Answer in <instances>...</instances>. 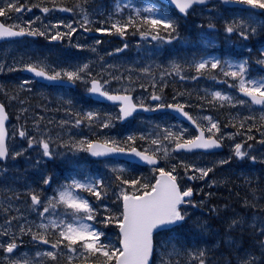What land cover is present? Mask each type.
Here are the masks:
<instances>
[{"label": "rangeland", "instance_id": "rangeland-1", "mask_svg": "<svg viewBox=\"0 0 264 264\" xmlns=\"http://www.w3.org/2000/svg\"><path fill=\"white\" fill-rule=\"evenodd\" d=\"M5 2L6 0H0V7H3ZM116 3L117 0H113L109 3V5H103L101 7L95 6L93 11L95 12L96 17H92V14L87 15L90 23L86 27H89L90 30L88 32L91 35H87L84 32L81 36L79 35L80 38L76 39L77 44L70 46L77 48L72 54L59 55L53 48L38 49L32 44H29L28 46H24V44L21 43L0 45V97L3 96L9 99H19L23 94V89L32 87L30 83L25 85V81L20 78L21 70L29 64V62L35 64L42 62L49 69H54L56 67L61 68V66H63L64 69L68 70L83 64H88V72L92 74L93 77L96 76L95 78L101 80L102 82L105 80L109 82L105 85L109 92L125 93V89H127V93L133 94L137 101H142L145 97L149 96V82H156L158 80L155 75L163 78L166 76L167 72L173 68V64H185L187 69L193 74L189 75V77L185 74L182 80L184 85L189 90V97L193 98L191 99L190 104L183 102L182 105H186L191 108L193 117L197 120L201 127L206 129L210 126L208 121L204 120L203 117H211L213 122L218 124L220 131L216 133L215 137L224 142L227 152L223 156H213L207 158L203 156H194L192 158L175 157L174 159L171 157V154L167 158H161V161L166 163L167 170H171L173 165H177L176 174L179 178L178 182L182 187H185L186 189L192 184L199 186L197 188V196L199 198L197 200L195 199L196 202L193 200L190 204H187L184 210V213L186 214L185 221L187 227H189V229L195 228V230H197V236H195V241L193 242L188 240L186 241L184 233L181 232V230L157 236L155 253L156 259L154 263L161 264L162 257L167 259L168 257H165L164 253L171 252L173 245H175L179 254L170 257L171 264H198L197 260L191 259L189 253H198L200 250H204L206 252V258H223L221 261L227 262H229V258H232V260L236 258V264H241L242 259L248 255V252L241 254L239 252V246L233 242L229 234V230L232 229L231 231L234 236L241 235L235 233V230L239 229V226H248V228L255 229L252 237L248 238V242L252 244L256 243L255 250L264 253V249H261L259 246V241L264 239V236H261L259 231L260 220H258L254 215L249 214L248 217H242V215L232 212L233 216L230 215L231 213H228L227 215L224 214L218 218L214 209L205 208V206H207V201L204 198L208 196V191L220 188L221 185L226 183L229 179L242 177V174L240 173L237 175L234 172L229 173L231 171L230 167L235 164L240 166L241 164H244V159H246V156L243 159L235 157L234 146L237 143H240L242 145V150L246 152L244 142L237 141L235 134L223 128L220 120L224 123V125L230 127L231 125L227 122L229 121L232 123V126L235 127V122H239L242 117L262 120L261 116L264 115V110L261 112H255L247 105L246 102L245 104L236 102L240 99L232 95L233 87H230V85L234 83V81H232L230 77H224L219 70H216L214 73L216 79H212L207 74L198 75L194 70V64L199 62L201 59H218L221 62L228 61L233 64L245 60L243 57L228 58L223 56L224 53H221L222 57L218 56V52L215 53L213 49V47L217 46L215 38H213V34H205L208 30H212L210 25L213 21L220 20L222 12L217 6H214L212 11L209 13H205L204 11L193 12L191 16H195V18L199 20L203 19L207 23H205V27H199L201 26L199 23L195 24V30H199L201 33L198 35L200 38L199 43H192L188 39H184L179 43V46L184 49H192L196 46L198 47L193 50L183 51L175 49V41L177 38L173 39L170 43L166 41H155L152 40L150 36L142 38L137 32L134 41L129 42L118 34L109 35L107 32L97 31V29L100 28H109L110 24L117 19L126 20L129 15L134 14L133 10L137 8L142 9L144 7L152 6L157 9L158 13L163 14L165 17H169L162 9L152 2H143L140 5H134L131 0H119L121 5H129L130 7H124L122 14L117 16L115 14ZM64 13L66 12L59 10L58 15H56L57 17H55V19L51 22L46 21L45 23H42V18L36 19V16L25 20L28 21V23L32 22V24L38 21L47 27H50L53 24H58L60 26L57 30H62L61 26H63L64 23L62 22L63 20L60 16ZM85 13V9H82L78 13V16L77 14H73V16L78 17L77 24L79 27L76 28L77 30H84V28L81 27V24L83 23ZM98 17L101 20H99ZM247 18H249V15ZM23 19L24 16L19 15L14 11L9 12L5 16H1L2 22L8 26H21L24 23ZM253 19L255 20V24L252 26L256 28L261 24L260 21L263 22L262 19ZM190 20L191 19H189V21ZM65 24H71L73 26V23L70 21ZM98 25H102V27H99ZM191 28L194 29L193 26ZM192 29H189L188 32ZM202 31H205V33ZM190 34L195 35L194 33ZM162 35L166 34L162 33ZM113 38L116 41H114ZM79 40H81V42H85L84 55L80 53L82 52V45L79 44ZM97 40L100 41L99 44L96 43ZM125 45H127V47H125ZM93 49H95V51H93ZM117 49H122V51H117ZM249 59L250 57H248V62ZM65 61H68V64H65ZM255 65L253 62H249L250 76L253 78L264 76V70L262 67L259 68ZM153 73H155V75ZM196 75L197 77L193 79ZM224 81H227V83ZM177 83H180V81ZM37 90L40 92L38 96H41V93L43 92L46 93V90L41 87H37ZM215 91H220L225 95L234 97L235 99L233 104L230 105L225 103L221 106L219 102L209 103L208 101L211 100L210 93ZM52 96L55 97L54 94ZM214 109L217 111L219 110L220 112L223 111V118H216L213 112ZM92 112L98 113L100 119L92 124L93 129H91L89 133H92V135L96 137H99L100 135L101 137L99 138L101 139H109L106 137V131L105 128L102 127V124L108 116L115 117L114 110L109 108H107V110L103 108H96ZM237 128L238 126H236V129ZM19 129V126L15 125V131L13 130V133L11 134V159L6 166V168H8L11 172L15 173V177H7L5 172L0 169V231H3L4 229H8L9 231V236L0 235V243L7 244V242H9L14 235L18 248L16 249V252L11 255V258H28L32 259L34 264H36V261L38 260L36 253H43L49 250L27 248L25 246L26 240L23 239L25 234L21 236L19 226L22 224L31 225L33 231H36L35 225L41 222L47 223V218H51L52 213L46 214V218L44 219L39 217L38 214L32 219L29 216L27 217V210L30 209V211H32L30 208L31 202L29 198H25L24 196H26V194L28 195L29 192L34 191L35 185L32 186L30 179L27 177L28 175H25L23 172L24 170H22L23 167L27 166L28 168L33 165L28 163L29 159L24 156V154L28 152V138H19ZM134 129L136 130L134 132H139L137 140L141 142L143 151L144 149L150 147L154 148L155 146L151 145V140L158 137L163 138V136L166 135L165 129L174 133L186 130L184 131V134L188 131L179 123H169L165 120L158 121L141 118H137L136 123L134 124ZM63 132L64 130L62 128L57 135H52L49 132H43L39 135L36 141L38 143L41 139L47 140L50 143L51 148L54 149L56 143H63V141H65L62 137ZM71 133V135L67 134L68 140H70V138L71 140L65 142L72 143V140L76 142L85 139L84 137H79L80 130L72 131ZM205 133L210 135L207 131H205ZM27 136L31 137L28 133ZM140 136H144L145 139H139ZM112 139H115V136H112ZM164 144L168 146L169 143L167 141L164 142ZM15 152L23 153L20 157L23 156V159L26 162L24 163V166L14 162L17 158H12ZM54 156L61 162L68 165L72 171L66 175L68 180L65 178V182L51 185L48 192H44V189L36 191L41 194L43 200L53 196L55 190L60 184L69 182L73 177L82 182H85L86 180H101V177H111V174L122 173L118 171L119 169H123V173L127 170L126 166L105 162L98 166L93 164L91 168H87L85 176H81L78 173L80 172V169L84 168L81 166L79 169L77 163L82 165L88 161L89 157L86 152H72L71 156L67 158H60L58 155H53V157ZM157 156L162 157L163 153H157ZM251 157H255V160L251 159ZM234 159H237L238 161H234ZM224 160L228 161V163L221 164L220 161ZM40 161L38 163V174L39 176L44 177V172L40 170H42L41 168L46 164L43 159ZM255 162H264V148H260L258 145L249 144L248 166H251ZM184 165L203 169L211 168L212 171L203 179L197 178L193 179L192 182H189L187 181L188 175H195L199 177V173L189 171L186 175ZM42 185L44 187L43 182ZM105 188L106 185H104L103 190ZM122 188L129 192L132 191L131 189H127L125 187ZM122 188L119 189L118 194H120ZM84 193H82V195L88 199L89 202L93 201L92 198L96 199L95 196H92L87 192ZM101 205H103L102 208H105L104 206L106 203L104 200L101 202ZM4 209H8V211H5ZM23 209L26 211L23 212ZM225 211L228 212L230 209L224 208L218 210L219 215H222ZM236 215L238 216L235 218ZM13 217H17V219H12L11 226H9L6 221ZM233 220L240 221V223L236 226H231ZM89 222L90 221H85V223L88 224ZM178 236H181L182 238L176 240V237ZM60 253L63 258H57L56 264H69V256L73 257L72 264H85V261L82 257H80L78 252L69 253L67 248H64V250ZM60 253H57V255H60ZM5 256L0 258V264H9V261L5 259ZM49 260L50 259L44 257L43 264L47 263ZM256 264L259 263L256 261Z\"/></svg>", "mask_w": 264, "mask_h": 264}, {"label": "snow or ice", "instance_id": "snow-or-ice-1", "mask_svg": "<svg viewBox=\"0 0 264 264\" xmlns=\"http://www.w3.org/2000/svg\"><path fill=\"white\" fill-rule=\"evenodd\" d=\"M86 2V0H85ZM225 3L234 2L247 6L248 9L261 10L264 13V0H223ZM170 3L175 5L180 13L187 15L188 11L193 8L194 5H203L206 0H170ZM79 7V5H77ZM124 7H130L129 5H121L119 0L115 5V14L120 16ZM23 6L18 3L12 2V0H6L3 7H0V16H5L9 12H21ZM73 9L61 8L60 11L69 12ZM41 11L47 13L49 8L43 7ZM134 14L129 15L126 20L117 19L110 24L107 29H97L99 32H107V34H118L121 37L128 33V30L134 29L138 32L142 38L151 37L155 41L171 42L176 39L177 23L171 17H165L163 14L157 12V9L152 6L144 7L142 9H134ZM89 20L87 14H84L83 23L81 27L85 31H89ZM252 14L249 15L248 21L241 20L239 22L233 21L226 25L225 31L229 34L239 32V35L247 40L249 35H254L257 31ZM60 25L53 24L51 29H58ZM69 29L67 33L56 31L51 35V40H60L64 36H71L77 29L71 24L64 25ZM210 27H212L210 25ZM18 29V30H16ZM162 33L166 35H162ZM45 36L46 32L38 30L32 27V22H29L27 29L20 25L6 26L0 23V39L16 36ZM100 43L99 40L96 41ZM127 47V45H125ZM95 51V49H93ZM122 51V49H117ZM256 63L264 67V52H261L260 58ZM26 70L34 73L36 77H42L48 81H59L66 79L67 81L75 84L77 81H82L89 85L87 91L92 94H98L101 97L106 98L109 101L119 102V113L115 116H108L104 123L103 128H109L112 126L113 119L124 120L132 116L133 112L137 110V107H144L143 104L137 105L134 103V98L127 94H110L105 85L108 81H101L96 78H90L85 80V76H90L88 72L89 65L83 64L75 67L71 70L61 69L59 71L48 70V67L42 62L36 64H27ZM173 70L178 74L180 72V66L173 64ZM194 70L198 75H209L210 78L216 79L214 75L216 70H219L224 77H230L234 83L230 87L236 88L243 96L248 97L253 105L264 106V76L259 78H253L250 76L249 62L247 60L240 61L238 63H230L228 61L221 62L218 59H201L194 64ZM147 71V70H145ZM182 79L184 77H181ZM195 79V77H193ZM227 83V81H224ZM28 83V81H25ZM211 100L209 103L219 102L221 106L225 103L232 105L234 97L225 95L220 91L210 93ZM154 101L161 100L159 95L153 94L151 97ZM240 104H245L244 100L236 101ZM69 103H71L69 101ZM164 107V105H157V108ZM168 108H173L175 111L181 113L188 120L197 126L199 132L193 138H184V131L174 133L165 129L166 135L163 138H156L151 140V145L154 148H147L144 151H139L135 147L137 137L129 135L126 140L119 141L116 139H105L102 142H93L87 139H82L71 144L62 145L68 147L73 152H87L93 157H105L112 154L127 153L139 157L141 161L146 162L149 165H156L158 159L167 158L172 151L186 150L191 151L193 149H212L220 147L219 140L214 138L216 133L220 131L218 124L213 122L211 117H203L208 121L210 125L206 129L201 127L200 124L192 116L184 111V105L182 104H168ZM145 111H152L154 109L144 108ZM76 117L74 126L79 127L85 121L89 125L100 119L99 114L96 112L86 113H69ZM264 120V115L261 116ZM8 120V115L5 108L0 105V160H5L9 156V148L7 145V130L5 122ZM62 123L67 124L68 121ZM243 126V125H241ZM205 131L210 135L206 136ZM251 131V129H249ZM18 135L24 139L28 138V146L31 148L34 143H37L35 138L28 137L24 130H20ZM264 135V133H262ZM231 138V137H229ZM139 139H145L144 136H140ZM248 139H253L252 136H248ZM164 141H168L169 144L174 143L173 148H169L164 144ZM43 149V156L52 158L53 150L50 147V143L47 140L41 139L38 141ZM264 143V141H262ZM251 147V146H249ZM163 153L162 157L157 156V153ZM22 152H15L12 156L15 159L21 156ZM234 155L238 159H243L248 155L247 152L242 150L240 143L234 146ZM255 160V157H251ZM221 164L228 163V161H220ZM185 174L189 171L199 173V177L195 175H188L189 180L203 179L207 177L212 171L211 168H195L192 166L184 165ZM177 165H173L171 170H165L163 167L154 168V172H158L154 183H142L138 179L133 180H121L118 175L117 179L121 180L122 184L129 185L132 189L131 192L121 189L119 194L123 201V210L119 216L109 215L104 219V224L115 223L119 229V247L110 243H104L101 237L104 236L103 232L96 230L91 224L85 223V221H95L97 212L93 205L86 199L82 193L87 192L92 196H95L97 200H100L104 195L103 181L102 180H86L82 182L76 178H71L69 182L60 184L55 190L54 195L43 200L40 193L31 191L28 193L30 196L32 211H37L38 208H42V211H38V216L42 219L46 218V214L52 213L51 218H47V223L41 222L35 225L36 231H33L31 225H20L19 232L25 235H31L33 241H39L45 245L51 244L52 249H58L61 245L67 248L69 253H79L83 258L85 264H151V257L154 254V234L159 232L171 231L173 226H176L178 222L185 220V213L181 210V205L190 204L191 201L186 199L194 195L193 188L188 187L182 190L179 186V178L176 174ZM117 171V170H114ZM118 171L123 172V169ZM43 184L50 185L52 183L51 177H44ZM194 206V205H193ZM63 209V212L57 211ZM8 211V209H4ZM13 217L6 221L11 226ZM240 221L233 220L231 226H236ZM260 235L264 236V218L260 220ZM0 235L9 236L8 229L0 231ZM56 236L55 242L49 240V236ZM259 246L264 249V239L259 241ZM18 248L16 238L13 235L7 244L0 243V249L4 253L8 254L5 259L9 261V264H34L32 259L28 258H11V254ZM179 254L173 245L171 252H165L164 256L168 257L161 259V264H171L170 257ZM191 259L197 260L198 264H207L206 252L200 250L198 253H189ZM264 255V254H262ZM36 257L38 260L36 264H43V258L46 257L52 261H56L58 256L56 252L45 251L43 253L37 252ZM73 257L69 256V264H72ZM241 264H256L255 256L249 253L242 259ZM264 264V262H262Z\"/></svg>", "mask_w": 264, "mask_h": 264}, {"label": "bare ground", "instance_id": "bare-ground-1", "mask_svg": "<svg viewBox=\"0 0 264 264\" xmlns=\"http://www.w3.org/2000/svg\"><path fill=\"white\" fill-rule=\"evenodd\" d=\"M177 87L174 85H170L169 89L165 88L164 90L169 94L170 90H176ZM186 92H189L187 87L183 88ZM17 101V100H16ZM14 102V105L17 106L18 104ZM78 104L81 107L85 108H103L106 109V107L103 106H97L90 103L85 102L84 100H79ZM49 113L56 115L57 112L53 111V109L48 110ZM215 112L220 116V118H223V112H219L215 110ZM20 121H27L32 122V124L37 123V119L35 117V112L33 110H30L24 114H22ZM221 125L223 128H225L227 131L232 132L235 134L237 141L244 142V147L246 152L248 153V145L254 144L256 141V138L253 137V139H248V133L243 130H236L227 128L224 123L220 120ZM139 132H131L130 135H134L138 138ZM62 137L65 141L68 140L63 134ZM245 161H248V155L246 156ZM231 172H234L237 174H242V177L229 179L226 183H223L220 188H217L213 192H209L208 196H206L211 204L216 208H230L236 211H239L244 214H248V212H251L257 205H259L261 202L264 203V195L261 193L262 190H258L257 188H253L250 184L248 185V176L245 177V173H248L247 164H241L238 166L237 164L230 167ZM254 177L253 175H251ZM259 185L264 188V181L260 180ZM235 188V190H234ZM26 211L23 209V212ZM246 234L248 237V226L246 227ZM256 253L259 254L261 258H258L260 261L264 262V254L261 251H256Z\"/></svg>", "mask_w": 264, "mask_h": 264}, {"label": "water", "instance_id": "water-1", "mask_svg": "<svg viewBox=\"0 0 264 264\" xmlns=\"http://www.w3.org/2000/svg\"><path fill=\"white\" fill-rule=\"evenodd\" d=\"M159 1H161L162 3L167 4L169 6L175 7V5H173V4L170 3V0H159ZM206 3H207V1H206ZM227 4L228 5H235V6H240V7L247 8V6H245V5H238L236 3H227ZM197 5H200V4H197ZM178 12H179V10H178ZM179 14H182V13L179 12ZM20 37H22V36L2 38V39H0V41L9 40V39H12V38H20ZM52 82H55V81H52ZM239 95L242 96V97H244V98L249 99L248 97L243 96L240 92H239ZM92 96H93L94 99H96L98 101H101V102H108V103H111V104L119 103V102L109 101L106 98L99 96L98 94H92ZM255 106L256 107H261V105H255ZM168 111L171 112L172 114H174L177 119H179V120L183 121L184 123L188 124L190 127H192L194 130H196L198 132L197 126L195 124H193L190 120H188L185 116H183L181 113L175 111V109H173V108H168ZM137 112H143V113H146V114H150V112L149 111H145L143 107L137 108V110L135 112H133V114H135ZM130 117H132V116H130ZM130 117H128V118H130ZM198 134H199V132H198ZM220 149H221V147H216V148H212V149H193L191 151H186V150H179V151H184V152H196V151L212 152V151H218ZM179 151H176V152H179ZM112 155L115 156L116 158L124 159V160H127V161H131V162L137 163V164H139L141 166L156 167L158 165V161H157V164L156 165H149L146 162L141 161L139 159V157H136V156H134L132 154L120 153V154H112ZM105 157H107V156H105ZM96 158H103V157H96ZM122 205H123V201H122ZM179 223L180 222H178V224Z\"/></svg>", "mask_w": 264, "mask_h": 264}, {"label": "trees", "instance_id": "trees-1", "mask_svg": "<svg viewBox=\"0 0 264 264\" xmlns=\"http://www.w3.org/2000/svg\"><path fill=\"white\" fill-rule=\"evenodd\" d=\"M140 179H141V182H143V183H145V182L152 183L153 177L149 171L142 170L140 172ZM258 187H259L258 185L253 186V188H257L259 190L260 188H258ZM234 190H235V188H234Z\"/></svg>", "mask_w": 264, "mask_h": 264}, {"label": "flooded vegetation", "instance_id": "flooded-vegetation-1", "mask_svg": "<svg viewBox=\"0 0 264 264\" xmlns=\"http://www.w3.org/2000/svg\"><path fill=\"white\" fill-rule=\"evenodd\" d=\"M239 37H240V36H239ZM39 39H40V38H38V36H37L36 39H35L34 41L36 42V41L39 40ZM46 42H47V43H50L49 40H46ZM61 43H62V42H61ZM76 86H77V84H76ZM176 90H177V92H180L179 89H176ZM181 94H184V93L181 92ZM25 105L28 107V106H29V105H28V102H26ZM76 107H77V106H76ZM11 114H12V112H10V115H11ZM10 120H11V118H10ZM12 121H13V120H12ZM41 125H42V124H38V127L41 126Z\"/></svg>", "mask_w": 264, "mask_h": 264}]
</instances>
